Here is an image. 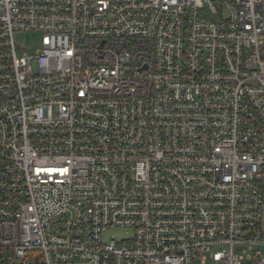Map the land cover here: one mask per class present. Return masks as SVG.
Here are the masks:
<instances>
[{
	"label": "built area",
	"instance_id": "1",
	"mask_svg": "<svg viewBox=\"0 0 264 264\" xmlns=\"http://www.w3.org/2000/svg\"><path fill=\"white\" fill-rule=\"evenodd\" d=\"M199 258L264 264V0H0V264Z\"/></svg>",
	"mask_w": 264,
	"mask_h": 264
},
{
	"label": "rangeland",
	"instance_id": "2",
	"mask_svg": "<svg viewBox=\"0 0 264 264\" xmlns=\"http://www.w3.org/2000/svg\"><path fill=\"white\" fill-rule=\"evenodd\" d=\"M37 41H39V39L36 35L30 34V33L22 35L21 38L19 39V42H20V45L18 46L19 53L20 54L24 53L28 47L34 49L32 44ZM125 234L126 232L113 229L104 236V239L105 240L112 239L113 235H115L118 238H121ZM237 251L239 252V250ZM201 261L202 259L199 258V260H196L194 264H201Z\"/></svg>",
	"mask_w": 264,
	"mask_h": 264
}]
</instances>
